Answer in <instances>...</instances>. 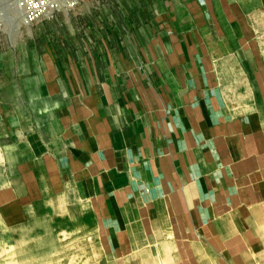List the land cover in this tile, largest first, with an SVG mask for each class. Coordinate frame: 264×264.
<instances>
[{
    "label": "crops",
    "instance_id": "0c3cea01",
    "mask_svg": "<svg viewBox=\"0 0 264 264\" xmlns=\"http://www.w3.org/2000/svg\"><path fill=\"white\" fill-rule=\"evenodd\" d=\"M238 1L108 0L90 54L82 30L95 22L84 14L28 35L31 73L2 55L0 230L22 242L63 218L109 235L113 264H163L160 252L202 264V250L215 264H256L264 68ZM222 39L237 43L252 91L244 113L222 98L211 51Z\"/></svg>",
    "mask_w": 264,
    "mask_h": 264
},
{
    "label": "rangeland",
    "instance_id": "374dc122",
    "mask_svg": "<svg viewBox=\"0 0 264 264\" xmlns=\"http://www.w3.org/2000/svg\"><path fill=\"white\" fill-rule=\"evenodd\" d=\"M235 4L240 7L238 12L246 21L243 26L244 39L248 40L250 48L257 55L259 67L264 68V0H239ZM21 19L15 0H0V21L5 27L0 36V57L5 56L10 62L12 72L16 71L15 67L18 64L27 74L32 72L35 65L33 57L35 47L28 35L36 33V27L25 26ZM235 45L237 43L229 39H222L211 48L212 62L222 88V98L234 114L251 110L253 102L250 86L236 68ZM12 72L5 76L8 82L17 80V73ZM73 203L76 204L75 200L67 199L64 205ZM55 225L54 234L41 232L33 236L26 235L22 242L17 240V236L8 234L6 230L4 232L0 230V264H113L112 262L117 260L109 235L83 232L82 229H75L74 223L66 222L63 218L56 219ZM69 226L71 228H68ZM254 229L260 249L250 250L249 254L254 263L264 264V221ZM17 241L20 244H17ZM202 251V264H215L213 254L210 252L207 255ZM162 257L160 252L158 258L163 264H167Z\"/></svg>",
    "mask_w": 264,
    "mask_h": 264
},
{
    "label": "built area",
    "instance_id": "2783aa9c",
    "mask_svg": "<svg viewBox=\"0 0 264 264\" xmlns=\"http://www.w3.org/2000/svg\"><path fill=\"white\" fill-rule=\"evenodd\" d=\"M106 3L108 0H15V6L22 16L21 21L27 27L37 28L48 21L56 23L66 20L70 22L71 19L79 21L84 14L93 15L95 26L90 31L82 30L84 54H90L96 39L100 38V29L105 20L103 9ZM87 6L88 8L83 10ZM4 28V24L0 21V36Z\"/></svg>",
    "mask_w": 264,
    "mask_h": 264
},
{
    "label": "bare ground",
    "instance_id": "6f19581e",
    "mask_svg": "<svg viewBox=\"0 0 264 264\" xmlns=\"http://www.w3.org/2000/svg\"><path fill=\"white\" fill-rule=\"evenodd\" d=\"M20 16H21V13L19 12Z\"/></svg>",
    "mask_w": 264,
    "mask_h": 264
}]
</instances>
